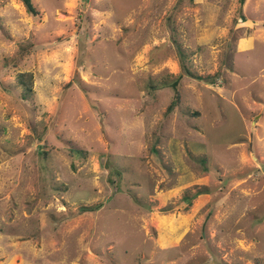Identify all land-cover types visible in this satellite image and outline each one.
I'll return each mask as SVG.
<instances>
[{
  "label": "rangeland",
  "instance_id": "374dc122",
  "mask_svg": "<svg viewBox=\"0 0 264 264\" xmlns=\"http://www.w3.org/2000/svg\"><path fill=\"white\" fill-rule=\"evenodd\" d=\"M33 2L0 0V264H264V0Z\"/></svg>",
  "mask_w": 264,
  "mask_h": 264
},
{
  "label": "trees",
  "instance_id": "16d2710c",
  "mask_svg": "<svg viewBox=\"0 0 264 264\" xmlns=\"http://www.w3.org/2000/svg\"><path fill=\"white\" fill-rule=\"evenodd\" d=\"M27 11L36 16L38 15V10L33 2V0H23ZM241 4H244L246 2V0H240ZM18 79L21 85H23L24 87H26V89L28 90H32L33 89V82H34V76L32 73H19L18 74ZM182 79V76L180 75L177 80H175L172 84V87L175 89L176 93H175V98L174 100L169 104L167 111L171 112L173 111V109L175 107H178L181 101L180 98V93H179V84L180 81ZM212 83V82H211ZM202 192H197L196 195H200ZM186 200L190 201L189 198H187Z\"/></svg>",
  "mask_w": 264,
  "mask_h": 264
}]
</instances>
